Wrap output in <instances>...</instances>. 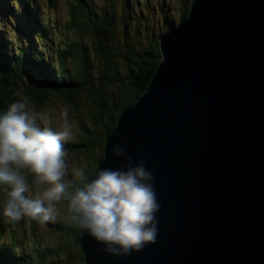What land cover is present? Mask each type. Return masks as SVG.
<instances>
[{
	"label": "water",
	"instance_id": "obj_1",
	"mask_svg": "<svg viewBox=\"0 0 264 264\" xmlns=\"http://www.w3.org/2000/svg\"><path fill=\"white\" fill-rule=\"evenodd\" d=\"M84 191L85 264H264V0H194Z\"/></svg>",
	"mask_w": 264,
	"mask_h": 264
},
{
	"label": "trees",
	"instance_id": "obj_2",
	"mask_svg": "<svg viewBox=\"0 0 264 264\" xmlns=\"http://www.w3.org/2000/svg\"><path fill=\"white\" fill-rule=\"evenodd\" d=\"M193 1L179 8L178 20L187 17ZM46 2L56 10L65 2L67 8L60 33L64 41L62 47L53 49V54L43 43L36 48L27 42L16 43L7 36V29L0 27V127H12L20 102L35 109L59 102L71 112L74 133L62 141L49 133L29 141L15 136L8 161L33 187L35 168L45 158L83 154L85 163L71 182L72 193L66 195L67 217L52 222L39 216L63 243L38 254H18L19 217L12 207L8 218L0 211V264H49L52 252L66 254L73 246L85 264L79 239L86 181L103 158L106 138L116 127L121 110L145 91L155 73L161 59L160 37L180 22H171L156 33L148 25L143 9L139 14L131 12L134 0H104L101 5L94 0ZM9 196L13 202L21 201L17 192L11 191ZM7 229L10 235L5 239ZM32 234L36 235L35 231Z\"/></svg>",
	"mask_w": 264,
	"mask_h": 264
},
{
	"label": "rangeland",
	"instance_id": "obj_3",
	"mask_svg": "<svg viewBox=\"0 0 264 264\" xmlns=\"http://www.w3.org/2000/svg\"><path fill=\"white\" fill-rule=\"evenodd\" d=\"M94 1L101 5L104 0ZM137 2L140 3V6L137 5ZM184 2L189 4L190 0H134L135 5L130 10L131 12L135 11L134 14H139L140 8L143 9L145 16L148 17V25L158 33L163 31L168 25H171V22H177L179 19L178 10L184 5ZM43 10L46 13V17L50 21L52 20L54 24H57L58 20L63 16L65 20L67 13L65 2L60 3L58 10L54 11L47 8H43ZM142 20L144 21L145 19ZM1 23L3 24V22ZM7 30L12 37L16 36L18 42L24 40L23 36L28 37L26 31L31 32L30 29L28 31L26 26L24 28H14L17 32L21 31L22 34L19 35L11 31L10 28H7ZM60 33L61 29L58 31L56 29L55 36L46 37L41 34L38 37L35 36V39L39 41L38 45L43 43V45H46V51L53 54L54 48L62 47L64 37ZM68 111L69 109L59 102L47 104L41 109H35L25 102H20L19 115L12 126L19 134L24 132L27 139L50 133L52 137H56L61 141L66 140L72 137L74 133V121L70 114L71 112ZM14 129L8 127L0 128L4 132L1 139L9 143L15 133ZM0 151L5 155L7 145L0 148ZM0 160L2 159L0 158ZM84 163L85 155L83 154H70L66 159L45 158L35 168V187L29 185L23 175L9 168L8 165L4 166L5 170L0 168V180L4 179L9 182L5 189L2 188L3 190H0L1 207L4 211H7L9 207L11 210L13 206V208H16L19 217V225L17 227V239L19 242L16 246L18 254H38L45 251V249H55V247L63 243L61 238L54 235L51 227L41 221L39 216H46L52 222L67 217L69 206L65 204V198L68 192L72 193L71 182L75 180L78 169ZM12 177L13 180L10 181L9 179ZM9 189L19 193L21 201L13 202V199L8 194ZM5 213L8 214V212ZM32 218L35 219L34 223H32ZM33 231L36 233L34 236L32 234ZM50 259L49 264L82 263L78 250L74 246L66 254H54L52 252Z\"/></svg>",
	"mask_w": 264,
	"mask_h": 264
}]
</instances>
